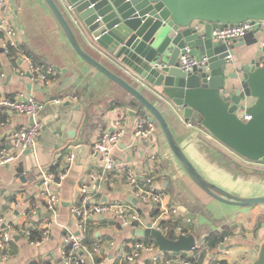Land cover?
<instances>
[{
  "label": "crops",
  "instance_id": "0c3cea01",
  "mask_svg": "<svg viewBox=\"0 0 264 264\" xmlns=\"http://www.w3.org/2000/svg\"><path fill=\"white\" fill-rule=\"evenodd\" d=\"M0 15L6 16L16 27L19 42L9 57L3 52L4 39L0 36V72L6 74L5 77L0 75V96L22 99L31 95L44 103V109L35 118L42 127L34 153L23 152L9 165H0V228L12 231L14 236L10 248L0 250V264H60L66 250L65 238L72 232L80 236L88 249L85 264H127L126 255L132 250L129 245L140 238L132 234L136 228L122 225L113 215H101L85 221L81 229L72 208L79 200L81 187L86 185L94 201L119 200L138 206L143 227H146L152 217L144 206L134 202L137 200L126 177L128 169L134 170L139 179L147 173L152 176L163 194L162 208L167 210L164 221L174 226L175 239L181 235L175 231L176 224L184 225L188 234L208 224L213 233L229 229L230 235L220 246L209 248L204 243L206 235L197 244L198 252L171 253L169 257L176 258L175 262L182 254L189 261L195 259L191 264H217L218 261L249 264L257 257L255 246L264 236V206L235 207L209 197L174 158L161 131L156 132L150 143L137 139L133 131L137 118L129 130L127 116L122 112L130 95L74 52L42 0H4ZM78 35L83 47L98 57L95 49ZM251 49L253 47L242 48L243 51ZM230 53L235 63L250 61L241 56L239 49H232ZM252 55L250 57H254ZM23 56L55 66L58 75L45 85H32ZM18 66L25 70L23 77L16 72ZM145 94L154 100L148 92ZM83 97L88 107L73 111ZM59 99L61 103H57ZM116 101L121 104L111 107ZM160 107L185 153L208 180L239 196L264 194V169L255 167L262 164H251L233 153L201 125L187 128L183 113L174 105ZM31 118L9 111L2 113L0 147L8 142L18 126L31 124ZM118 128L125 129L122 140L112 150L119 169L105 173L104 160L95 143L105 131ZM151 145L158 152L155 163L149 161ZM71 153L75 159L69 165L67 156ZM52 167H56L57 172L66 169L67 177L55 189L60 204L47 216L41 180L43 172ZM92 175L98 179L94 180ZM172 207L178 208L179 215H169L168 219V210ZM35 209L39 211L38 216L32 214ZM187 218H192V222L187 223ZM44 230L49 231V236L41 244L34 243L36 240H31L27 234L32 231L42 234ZM149 257L150 254L145 253L141 261L151 264Z\"/></svg>",
  "mask_w": 264,
  "mask_h": 264
},
{
  "label": "water",
  "instance_id": "95a60500",
  "mask_svg": "<svg viewBox=\"0 0 264 264\" xmlns=\"http://www.w3.org/2000/svg\"><path fill=\"white\" fill-rule=\"evenodd\" d=\"M42 2L74 52L130 95L122 111L129 130L138 116H144L163 133L174 158L209 197L235 207L264 206V194L239 196L208 180L185 153L160 107L174 105L221 145L264 166V27L224 43L214 42L211 37L215 28L246 21L264 22V0ZM195 21L205 23V27L191 28ZM78 34L98 57L83 47ZM243 47L253 49L243 51ZM232 49H239L241 56L250 61L235 63L228 59ZM188 51L206 56V65L191 73L183 72L179 59ZM80 107H88L84 97L73 111ZM244 114L250 115V119L244 121ZM31 120L33 125L35 119ZM24 152L33 154L34 148ZM212 233L208 224L196 232L170 239L152 222L132 231L136 237L152 239L163 253L191 252L203 237ZM255 250L257 257L249 264H264V236Z\"/></svg>",
  "mask_w": 264,
  "mask_h": 264
},
{
  "label": "built area",
  "instance_id": "2783aa9c",
  "mask_svg": "<svg viewBox=\"0 0 264 264\" xmlns=\"http://www.w3.org/2000/svg\"><path fill=\"white\" fill-rule=\"evenodd\" d=\"M3 4L4 0H0V6ZM190 27L200 30L205 27V23L195 21L190 25ZM257 27H264V22L256 21L255 23H252L251 21H246L232 26L229 25L223 28H215L211 32V37L214 42L224 43L227 40L242 38L248 32ZM0 36L4 39L3 52L5 55L10 57L12 55V50L18 48L19 46V42L17 40V29L14 25H12L6 16L2 15H0ZM227 58L231 59L232 55L229 54ZM23 61L26 62V67L30 74L29 79L32 85H45L58 75V69L55 66L37 62L28 56H23ZM207 61L208 58L206 56H193L191 52L188 51L186 54L180 56L179 67L183 72L191 73L196 68L205 66ZM16 72L19 76L23 77L25 75V70H23L21 66L16 67ZM0 75L5 77L6 74L4 72H0ZM57 103H61V100H57ZM43 109L44 103L31 95L28 97L24 96L22 99L0 96V115L9 111L35 119ZM241 117L244 121L250 119V115L247 114L241 115ZM184 125L187 128H198L199 124L195 120L185 118ZM41 127L42 124L35 121L33 125H20L14 129L8 138V142L4 146L0 147V165H9L10 163L16 161L24 151L32 147L34 148L37 134ZM133 131L137 139H144L150 143L158 130L153 123H151L144 116L140 115L137 117ZM124 134V128H118L114 131H105L95 143V148L104 160L103 170L105 173L119 169V166L116 165L115 159L113 158L112 150L113 147L120 143ZM74 159V153L67 156L68 164L71 165ZM149 161L152 163L158 161V152L156 147L152 145L149 150ZM247 161L254 165L259 164L249 160ZM66 177V169L58 172L53 170H46L43 172L41 185L43 189L42 193L46 199V211L50 213H54L56 211L57 206L60 204V198L55 189L62 185ZM126 177L133 196L138 203L148 210L151 215L153 226L166 234L168 231V221H164L166 219H164V215L167 213V210L163 211V194L158 191L152 176L148 173L145 174V176L142 177L144 184H141L139 183L140 177L138 174L134 170L128 169L126 170ZM92 178L94 180L98 179L96 175H92ZM72 212L77 217L81 229L84 227L85 221L101 215H113L119 219L121 224L124 226L138 228L143 227L144 225L138 206L119 200H114L109 203L94 201L86 185L81 187L79 200L73 206ZM32 214L34 216H38L39 211L35 209L32 211ZM169 215H179L178 208L172 207L168 210V219H170ZM1 222L2 220L0 219V225ZM186 222L191 223L192 218H187ZM175 231L181 235L188 234L185 226L182 224H176ZM27 234L30 235L29 232H27ZM48 236L49 231L44 230L42 238L37 239L34 243L41 244L43 239ZM13 240L14 236L12 231L6 228H0V250L5 251L9 249ZM65 244L66 250L64 251L63 259L60 264H85L87 262L86 255H88L89 252L78 234L73 232L69 233L65 238ZM129 247L132 250L126 255L127 264L147 263V261H141L145 253L150 254L148 259L151 264H191L189 259L184 257L183 254L181 257L177 258L175 262L176 258L166 256L159 250V247L155 242L146 243L145 240L142 239L137 240L132 245H129ZM195 249L196 248H194L191 252H194ZM225 253L228 254L229 250L227 249ZM217 264L230 263L218 261Z\"/></svg>",
  "mask_w": 264,
  "mask_h": 264
},
{
  "label": "trees",
  "instance_id": "16d2710c",
  "mask_svg": "<svg viewBox=\"0 0 264 264\" xmlns=\"http://www.w3.org/2000/svg\"><path fill=\"white\" fill-rule=\"evenodd\" d=\"M51 15V14H50ZM52 17V16H51ZM21 49L24 50V48L21 47ZM14 49L12 50V54H13ZM29 55L30 53L28 51H26ZM121 103L119 102H115L112 104L111 107H115V106H119ZM53 171H57L56 167H52ZM139 183L144 184V181L142 179H139ZM168 231L166 232L167 237H169L170 239H175V234H174V226L172 224H168ZM230 235L229 229L224 228L223 231L221 232H214L210 235H208L205 238L204 243L206 242L207 245L209 246V248H216L218 246H220L223 242L224 239ZM42 236L40 231H32L30 234V239L31 240H37L40 239ZM138 239V238H137ZM145 240L146 243H150V242H154L152 239L150 238H143ZM139 240H142V238H139ZM157 245V244H156ZM199 247L200 246H196L195 252L199 251ZM166 256H169L171 253H164ZM195 259L191 258L190 261L194 262Z\"/></svg>",
  "mask_w": 264,
  "mask_h": 264
},
{
  "label": "rangeland",
  "instance_id": "374dc122",
  "mask_svg": "<svg viewBox=\"0 0 264 264\" xmlns=\"http://www.w3.org/2000/svg\"><path fill=\"white\" fill-rule=\"evenodd\" d=\"M194 53L195 52H197V51H193ZM193 52H191V54L193 55V56H196ZM197 53H199V52H197ZM213 137V136H212ZM214 140H216L215 138H213ZM217 141V140H216ZM218 142V141H217ZM219 143V142H218Z\"/></svg>",
  "mask_w": 264,
  "mask_h": 264
},
{
  "label": "flooded vegetation",
  "instance_id": "af4514ba",
  "mask_svg": "<svg viewBox=\"0 0 264 264\" xmlns=\"http://www.w3.org/2000/svg\"><path fill=\"white\" fill-rule=\"evenodd\" d=\"M261 164H263V163H261ZM255 167H258V168L264 169V166H263V165H262V166H255Z\"/></svg>",
  "mask_w": 264,
  "mask_h": 264
}]
</instances>
